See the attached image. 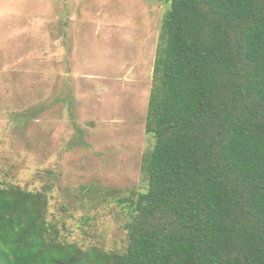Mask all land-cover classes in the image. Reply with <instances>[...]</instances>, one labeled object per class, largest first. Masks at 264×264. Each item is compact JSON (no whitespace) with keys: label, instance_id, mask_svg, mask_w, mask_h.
I'll list each match as a JSON object with an SVG mask.
<instances>
[{"label":"trees","instance_id":"16d2710c","mask_svg":"<svg viewBox=\"0 0 264 264\" xmlns=\"http://www.w3.org/2000/svg\"><path fill=\"white\" fill-rule=\"evenodd\" d=\"M166 1L143 187L96 199L123 211L124 246L69 241L48 186L2 183L0 264H264V0Z\"/></svg>","mask_w":264,"mask_h":264},{"label":"rangeland","instance_id":"374dc122","mask_svg":"<svg viewBox=\"0 0 264 264\" xmlns=\"http://www.w3.org/2000/svg\"><path fill=\"white\" fill-rule=\"evenodd\" d=\"M168 6L0 0V184L48 186L50 211L80 246H124L123 211L111 197L96 199L143 187L153 143L145 117Z\"/></svg>","mask_w":264,"mask_h":264}]
</instances>
